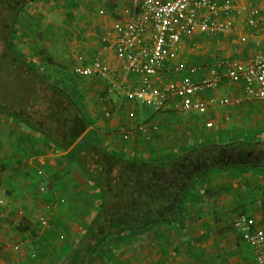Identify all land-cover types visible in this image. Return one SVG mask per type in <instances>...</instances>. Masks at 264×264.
<instances>
[{
	"label": "crops",
	"instance_id": "0c3cea01",
	"mask_svg": "<svg viewBox=\"0 0 264 264\" xmlns=\"http://www.w3.org/2000/svg\"><path fill=\"white\" fill-rule=\"evenodd\" d=\"M240 1L242 4L256 5L254 0ZM99 4L105 6L111 15L98 19L96 15L103 16L105 10L99 8L97 12H93L88 6L85 9V18L88 21L83 25L85 30L82 34H78L80 39L73 35L76 34L73 29L68 32L77 51L70 68L72 77L62 74L63 71L68 72V69H64L70 63L68 47L65 50L68 55L61 57V63L52 65L55 73L46 81L65 88L69 85L66 88L69 92L67 95L85 114L87 130L96 132L97 141L103 147L115 150L108 144L118 141L120 146H123V142L127 141L124 135L132 134L123 125H133L136 119H139L140 112L149 114L151 109L139 100L128 98L123 92L138 86L140 77L121 66L107 42L119 35L128 20L129 1L102 0ZM259 6L262 8V14L258 18V25L264 29V5ZM101 10L104 12L101 13ZM246 17L247 13L236 17V25L231 33L213 35L196 28L185 40L183 50L177 58L190 66H199L202 75L205 74L206 67L225 57L248 61L260 48H264V33L260 27L248 25ZM68 21L67 18L65 23ZM193 42L197 43L195 48L192 47ZM80 55L84 57V64L100 57L114 69L115 76L109 79L97 75L78 76L74 66ZM171 65L174 64L169 63L167 69L159 76L157 84L173 77ZM199 74L201 76V72ZM193 76L199 78L198 73ZM111 80L117 82L122 90L115 94L108 93L107 86ZM242 91L241 83L230 84L226 81L219 89L205 92L204 96L215 94L234 98ZM41 99L42 96L37 95L29 109L33 107V110L38 112L41 105L44 107L42 103L40 106L36 103ZM102 100L114 102L109 109L104 107L103 114L95 104ZM251 105L254 104L229 107L218 105L211 107L206 116L217 122L220 120L219 114L222 113L223 116L229 113L232 118L234 113H238L237 107L246 109ZM108 110L112 113L110 118L105 117ZM131 112L135 114V119L131 118ZM164 113L196 115L177 112L172 107L164 110ZM25 119L27 121L10 113H0V195L5 199L4 203H0V264H54L66 257L80 239L94 215L98 202L93 206L92 181L76 167L69 151L58 148L54 143V112L47 123L38 115H33L32 110L28 111ZM116 126L122 127L120 134L119 131L117 133ZM116 135L117 137H114ZM105 136L109 140L114 138L112 143L107 140L108 143L105 142L102 138ZM143 146L134 143L133 147L136 149L127 157L141 154L138 150H144ZM230 179L228 172H211L207 179V188L204 190L199 187L191 199H188L180 221L170 232L163 230L167 237L164 236L161 241L155 231L147 234L146 241H106L93 256L91 264H243L245 260L251 264V250H247L246 254L244 249L241 252L236 245L241 243L248 246L241 240L240 235V241H236L231 236L217 232L223 231L232 219L235 221L239 212L238 199H230L228 191L219 189L233 186ZM41 187H45V190L42 191ZM61 199H64V202H60ZM49 202L54 203L51 209L46 206ZM231 210L236 212L232 217L229 216L232 214ZM259 211L258 208V214ZM42 215L48 217L49 226L41 224ZM59 224L72 229V234L69 236L62 233ZM54 228L59 233L57 238H54ZM47 241H54L56 253L43 252L48 247Z\"/></svg>",
	"mask_w": 264,
	"mask_h": 264
},
{
	"label": "trees",
	"instance_id": "16d2710c",
	"mask_svg": "<svg viewBox=\"0 0 264 264\" xmlns=\"http://www.w3.org/2000/svg\"><path fill=\"white\" fill-rule=\"evenodd\" d=\"M29 1L0 0V113L25 121L32 110L47 123L54 112L55 145L69 151L98 191L89 225L66 257L54 264H91L106 241H134L154 231L163 239L180 221L188 199L199 187L207 188L211 172L264 171V140L252 135L227 142L205 140L150 158L127 157L103 147L96 132L87 130L85 114L70 100L68 90L48 83L47 74L31 67L16 50L15 23ZM198 77H203L201 69ZM37 95L43 99L36 103L44 105L38 112L29 109Z\"/></svg>",
	"mask_w": 264,
	"mask_h": 264
},
{
	"label": "built area",
	"instance_id": "2783aa9c",
	"mask_svg": "<svg viewBox=\"0 0 264 264\" xmlns=\"http://www.w3.org/2000/svg\"><path fill=\"white\" fill-rule=\"evenodd\" d=\"M130 14L122 26L119 35L108 40V46L115 53L121 66L129 72L136 73L140 78L135 88L123 92L130 99L145 103L155 112L172 107L181 113L207 115L211 107L231 105H250L264 102V48H260L248 61L239 58L225 57L206 67L203 77L196 78L201 69L196 65L177 57L182 52L185 40L195 29L207 34L231 33L236 25V17L247 13V23L260 27L258 18L262 14L264 0H254L255 6L240 0H128ZM101 13L104 11L101 10ZM264 33V29L260 27ZM197 46L196 42L192 47ZM80 55L74 66L78 76H101L105 79L114 77V69L100 57L84 64ZM174 65L173 77L157 84L159 76L167 69L169 63ZM241 83L243 91L234 98L204 96L207 91L219 89L223 82ZM107 91L115 94L122 88L114 80L109 81ZM112 113L106 111L105 117ZM131 117H135L133 112ZM225 121L231 115H223ZM214 119H208L206 125L212 127ZM129 138L128 134L124 135ZM44 191L45 187H41ZM0 195V203H4ZM60 202H64L61 199ZM47 208L54 206L47 203ZM43 226H49L46 215L40 217ZM234 226L241 240L251 248L253 261L251 264H264V226L258 224L255 217L240 212Z\"/></svg>",
	"mask_w": 264,
	"mask_h": 264
},
{
	"label": "rangeland",
	"instance_id": "374dc122",
	"mask_svg": "<svg viewBox=\"0 0 264 264\" xmlns=\"http://www.w3.org/2000/svg\"><path fill=\"white\" fill-rule=\"evenodd\" d=\"M100 2H102V0L29 1L22 8L15 23L13 33L16 50L26 58L31 67H37L41 72L47 74L49 78L55 73L52 69V65L61 63V57L65 58L64 54L68 55V53H65V50L70 47V54L68 55V62L70 63L64 68L68 69V72L63 71L62 74H64L65 77H72L70 75L72 74L70 68L77 51L76 47L71 43L72 38H70L69 35L70 29H73L76 33L73 35L80 39L78 34H82L85 30L83 25H86V21H88L85 18V9L88 6H90L93 12H97L99 8L105 10L103 16L99 17L96 15L98 19H104L111 15L105 6L99 4ZM67 18L69 21L65 23ZM78 39L76 40L78 41ZM30 72L29 76H32L33 72ZM1 77L0 82L3 81ZM57 77L60 78L59 76ZM68 87L69 85L66 86V88ZM95 104L97 109L102 113L104 107L109 109V107L114 105V102L102 100ZM150 109L151 112L149 114L140 112L139 119H136L133 125L125 126L126 124L124 123L125 125L123 126L131 131L132 134L128 139H125L127 141L123 142V146H120L118 141H116L115 144L108 145L112 146V148L115 149L114 151L117 150V152L119 151V153H122L124 156H128L129 154H133L136 149V147H133L134 143L141 144L142 146L146 144L143 146L144 150H138L141 152V154L138 155L143 158H150L155 154L163 152L174 153L205 140L227 142L236 137L251 135L255 136L257 139L264 140V103L254 104L246 109L237 107L238 113H234L232 115L233 117L228 122L223 119L221 113L219 114L220 120H217L212 127L206 125V121L212 119L206 115L179 116L176 114L164 113V111L155 112L152 108ZM101 113H98V117L101 116ZM131 118L133 119V117ZM115 128L117 129V133L118 131L119 134L120 131L122 132L121 126H116ZM117 135L114 137H117ZM106 137L107 136L102 137L105 139V142L109 141L112 143L114 140V138L113 140H109V138ZM105 142L104 145H106ZM145 152L148 155L145 154ZM228 174L231 178L230 183L234 185L219 189L228 191V194L231 195L230 199L234 201L238 199V214L243 212L252 215L256 220L259 218V223L264 225V171L251 168L243 169L241 172L230 171ZM91 192L93 193L94 206L96 204L95 202H98V191L92 186ZM256 192L259 194H253ZM228 196L225 197L230 200ZM258 208L260 209V214H258ZM234 212V210H231L232 214H229V216H234ZM233 223L234 219L225 225L223 231L219 230L217 232L219 234L224 233L229 237H233L236 241H240L238 237L239 233ZM59 225L62 233L68 234L69 236L72 234V229L64 227L63 224ZM58 235V230L54 228V238H57ZM63 237L65 238V235H63ZM161 240L162 239H160V241ZM134 241H146V235L141 238H136ZM47 242L48 244L46 246L49 248L47 247L43 252L51 254L56 253V247L53 244L54 241ZM236 245L240 248L241 252L244 249L243 252L246 254L247 250H251L248 244H246L248 246L241 243H237ZM242 263L248 264V261L245 260Z\"/></svg>",
	"mask_w": 264,
	"mask_h": 264
}]
</instances>
